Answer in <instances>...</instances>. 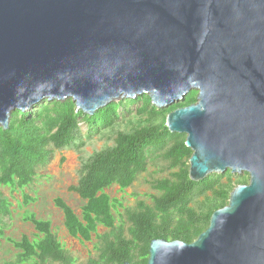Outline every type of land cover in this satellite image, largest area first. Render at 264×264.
<instances>
[{
	"label": "water",
	"instance_id": "95a60500",
	"mask_svg": "<svg viewBox=\"0 0 264 264\" xmlns=\"http://www.w3.org/2000/svg\"><path fill=\"white\" fill-rule=\"evenodd\" d=\"M186 133L189 176L249 173L194 240L153 238L148 264H264V0H0V125L72 97L93 114L148 93ZM122 264H132L125 261Z\"/></svg>",
	"mask_w": 264,
	"mask_h": 264
},
{
	"label": "trees",
	"instance_id": "16d2710c",
	"mask_svg": "<svg viewBox=\"0 0 264 264\" xmlns=\"http://www.w3.org/2000/svg\"><path fill=\"white\" fill-rule=\"evenodd\" d=\"M198 90L191 89L183 99L166 107H157L148 93L136 98L114 100L93 114L78 109L72 97L44 99L29 110L12 111L9 126L0 125V187L24 188L34 182L37 168L48 163L54 150L74 148L79 152V177L69 189L84 200L81 214L61 197L55 203L64 213L68 232L91 240L98 237L97 256L77 263L51 229L49 219L25 216L38 230L35 237L24 234L20 239L8 237L19 249L15 262L26 264H148L153 238L194 240L209 223L214 210L228 203L230 192L249 181V173H212L201 180L189 176L192 149L185 143L186 133L172 132L166 124L167 114L177 107L197 100ZM141 102L134 119L121 128L122 111L130 112L131 103ZM85 122L83 131L80 122ZM111 131L114 141L89 155L83 147L93 134ZM159 153L174 169L170 175L152 182L156 193L151 201L139 199L133 207H124L118 220L115 210L123 202L112 197L106 188L118 184L124 189L147 169L152 154ZM25 203L30 197L24 195ZM12 201L0 189V233L4 219L12 213ZM99 225L109 228L100 233ZM16 264V263H7Z\"/></svg>",
	"mask_w": 264,
	"mask_h": 264
},
{
	"label": "rangeland",
	"instance_id": "374dc122",
	"mask_svg": "<svg viewBox=\"0 0 264 264\" xmlns=\"http://www.w3.org/2000/svg\"><path fill=\"white\" fill-rule=\"evenodd\" d=\"M123 97L120 99H126ZM141 102L131 103L128 106L130 112L122 111L123 118L121 128L126 126L130 119H134L137 107ZM37 105V104H36ZM83 131H87L85 122H80ZM87 140L83 147L82 154L87 156L93 150L99 149L106 144L114 141L111 131L105 130L99 134H93L90 137L85 136ZM80 156L79 152L74 148L55 149L51 160L40 165L37 168V175L33 183L24 188H15L12 190L9 186H1L0 189L9 196L12 201V213L4 219L5 225L3 233H0V264L16 263L19 249L8 239L12 237L20 239L26 234L33 238L38 233L37 228L31 220H27L25 216L35 213L36 217L49 219L51 221V229L56 233L63 245L75 257L77 263H86L89 257L97 256L99 250L98 237L93 235L91 240H85L80 237L72 236L65 226L64 213L62 209L56 205L55 198L64 199L77 214H81L84 200L75 191L69 189V186L75 184L79 177ZM169 161L164 159L159 153L152 154L148 161L147 169L140 172L132 185L121 189L118 184L106 188L112 197L118 198L123 202L115 214L118 220L122 217L124 207H133L139 199L151 201V195L156 193L152 182L160 177L170 175L172 172ZM30 197V201L25 203L24 195ZM109 228L99 225L98 231L103 233ZM26 264H36L29 261ZM48 264V263H47Z\"/></svg>",
	"mask_w": 264,
	"mask_h": 264
}]
</instances>
